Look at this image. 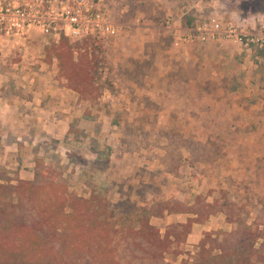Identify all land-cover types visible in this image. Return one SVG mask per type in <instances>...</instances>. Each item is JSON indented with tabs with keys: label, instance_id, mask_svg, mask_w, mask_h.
<instances>
[{
	"label": "rangeland",
	"instance_id": "rangeland-1",
	"mask_svg": "<svg viewBox=\"0 0 264 264\" xmlns=\"http://www.w3.org/2000/svg\"><path fill=\"white\" fill-rule=\"evenodd\" d=\"M103 2L124 28L104 39L97 100L81 101L57 80L56 62L45 52L53 44L36 40L33 58L0 61V87L10 86L15 129L24 138L19 149L8 148L14 156L2 153L0 170L31 178L37 157L61 168L69 190L88 196L96 189L133 210L166 200L192 204L197 195L212 200L223 188L251 218H261L264 49L208 43L192 28L217 18L222 26L263 33L264 0ZM186 219L151 217L162 233L169 222ZM198 224L179 254H166L168 262L194 256L206 231L236 226L223 213Z\"/></svg>",
	"mask_w": 264,
	"mask_h": 264
},
{
	"label": "trees",
	"instance_id": "trees-1",
	"mask_svg": "<svg viewBox=\"0 0 264 264\" xmlns=\"http://www.w3.org/2000/svg\"><path fill=\"white\" fill-rule=\"evenodd\" d=\"M104 39L63 36L45 49L47 60L56 62L57 80L81 101L100 96ZM219 193L212 200L197 195L192 204L166 200L127 209L96 189L88 196L69 190L61 168L36 157L31 178L0 170V264H171L166 254H179L194 224L217 213L235 228L206 231L195 255L180 264H264V209L261 218H251L226 189ZM165 213L187 219L169 222L162 233L151 217Z\"/></svg>",
	"mask_w": 264,
	"mask_h": 264
},
{
	"label": "built area",
	"instance_id": "built-area-1",
	"mask_svg": "<svg viewBox=\"0 0 264 264\" xmlns=\"http://www.w3.org/2000/svg\"><path fill=\"white\" fill-rule=\"evenodd\" d=\"M124 26L114 22L103 0H0V61L12 54L29 60L32 46L86 37H116ZM197 32V33H196ZM195 34L201 40L228 39L244 46L264 48V32L222 26L217 18L200 22ZM9 51V53H8Z\"/></svg>",
	"mask_w": 264,
	"mask_h": 264
},
{
	"label": "crops",
	"instance_id": "crops-1",
	"mask_svg": "<svg viewBox=\"0 0 264 264\" xmlns=\"http://www.w3.org/2000/svg\"><path fill=\"white\" fill-rule=\"evenodd\" d=\"M197 27L192 28L194 32H196ZM252 31H254V30H252ZM207 42L208 43H216V44H218V43L219 44L220 43L221 44H231L234 46H244L238 42H232L231 40H228V39L208 40ZM8 53H9V51H8ZM9 58L10 57H7L5 60L7 61ZM2 87H0V158L2 157V153H4L5 156H7V157L14 156L15 153L11 150L8 151V148L11 149V147L13 148L14 146H17V148L19 149L20 145L22 144L21 141L24 140V138L21 136V133H19L20 131L15 129L17 126V124H15V123H17L16 121L18 120V115L16 113L18 109H17V107L16 108L14 107L16 102L12 101V99L10 100V97L8 96V93L11 91L10 86L2 85ZM1 89H3V90H1ZM7 89L9 91H7ZM2 102H5V103L2 104ZM8 112H15V113L10 114ZM18 114H22V112L20 111V113H18ZM40 122H41V118H40ZM13 134H15L16 136H12ZM15 139H17L19 142L18 141L13 142V140L15 141ZM25 143H26V141H25ZM199 225H202V224H198V223L194 224L192 232L190 233V235L188 237V242H189V240L191 241V236H193V233L195 234V232H197V230H200ZM202 228H204V227H202Z\"/></svg>",
	"mask_w": 264,
	"mask_h": 264
}]
</instances>
